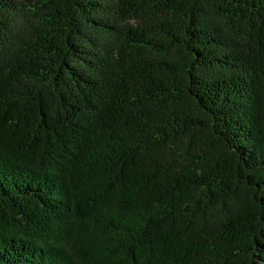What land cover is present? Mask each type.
<instances>
[{"label": "trees", "instance_id": "obj_1", "mask_svg": "<svg viewBox=\"0 0 264 264\" xmlns=\"http://www.w3.org/2000/svg\"><path fill=\"white\" fill-rule=\"evenodd\" d=\"M0 264H264V0H0Z\"/></svg>", "mask_w": 264, "mask_h": 264}]
</instances>
